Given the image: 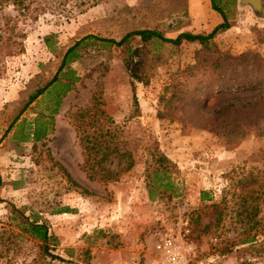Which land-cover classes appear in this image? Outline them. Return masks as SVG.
<instances>
[{"label": "rangeland", "instance_id": "rangeland-1", "mask_svg": "<svg viewBox=\"0 0 264 264\" xmlns=\"http://www.w3.org/2000/svg\"><path fill=\"white\" fill-rule=\"evenodd\" d=\"M49 1L50 9L36 20L19 22L24 52L5 56L0 74V264H25L39 256L37 241L19 226L22 216L47 222L56 236L52 253L65 261L45 258L52 264H155L157 233L168 227L176 232L188 264H264V196L251 228L237 214L239 198L234 194L236 181L249 171L264 178V121H255L253 112H236L217 125L212 113L229 98L216 93L217 86L257 77L264 81V73L230 68L181 76L189 99L178 106L173 120L159 118L164 84L194 61L199 44H152L145 66L149 83H136L137 107L125 54L120 47L94 40L59 73L77 79L50 124L59 87L21 109L58 72L64 52L80 38L119 40L146 27L175 37L185 30L202 32L203 23L190 14L188 0H99L69 18L61 0ZM213 1L232 24L215 37L219 48L233 54L256 50L264 58V0ZM13 14L11 5L0 6V21ZM138 40L131 44L137 46ZM96 99L113 120L109 127L118 133L117 146L130 149L135 158L133 168L118 181L91 180L85 171L80 143L84 125L77 128L82 124L77 114ZM40 121L51 130L39 140H25ZM228 121L244 128L229 131ZM158 152L173 162L166 174L174 187L163 190L156 183L150 199L147 186L158 167ZM109 166L119 168L116 162ZM65 171L80 187L68 181ZM81 188L91 194L80 193ZM201 191L214 194L212 200L201 201ZM213 202L224 207L219 223L215 220L221 209L212 208ZM249 236L253 241L244 242Z\"/></svg>", "mask_w": 264, "mask_h": 264}, {"label": "trees", "instance_id": "trees-1", "mask_svg": "<svg viewBox=\"0 0 264 264\" xmlns=\"http://www.w3.org/2000/svg\"><path fill=\"white\" fill-rule=\"evenodd\" d=\"M225 0H221V3ZM49 0H0V6L11 5L15 14L4 16L3 21H0V74L4 66L5 56H15L24 52V44L21 38L22 33L18 29L21 20H36L40 14L46 12L50 7ZM71 3L66 6L67 3ZM99 0H61L62 12L65 17L69 18L74 12H83L89 7L96 5ZM212 8L220 13L222 22L217 24L209 32H193L189 30L178 33L175 37H167L163 31L154 28H141L131 30L125 33L119 40L99 38L93 35H88L77 40L73 45L67 48L61 60L58 72L49 80L42 88L37 89L30 94L27 102L22 107L21 112L34 101L37 97L47 95L54 87H59L61 90L52 100V106L48 117L52 124L53 114L58 112L62 97L69 91L75 83L77 77L68 75L67 77H60L59 73L68 64L80 58V49L94 43V40L107 42L109 45L120 47L125 54V66L130 74V85L132 90V98L135 105L138 107V99L136 95V83L141 82L144 85L149 83V75L146 72V64L150 53V47L154 43L171 44L173 46H180L184 42L197 43L199 48L194 52V61L186 64L182 69L178 70L176 76L171 77L163 86L159 101L162 104V110L158 111L159 118H168L173 120L176 117V111L180 104L185 103L189 99L186 91L183 90V82L179 77H192L197 72H221L230 68H250L256 73H264V58L256 50H248L239 54L225 52L219 48L215 42V37L226 29L230 28L231 19L227 16L226 11L221 5H217L211 0ZM227 4H234V0H229ZM227 4H225L227 6ZM138 37L139 44L133 46L131 40ZM94 41V42H93ZM133 57H137L135 62ZM73 73L72 70H70ZM216 93L228 94V99L218 104L212 109L213 116L217 125L226 121V118L231 114L253 112L255 121H264V81L259 77L250 79L244 82H234L233 84L223 83L217 86ZM188 103V102H187ZM190 103V102H189ZM103 102L96 99L93 105L88 109H80L77 116L81 120L80 128L84 125L83 134L80 136V143L82 144L85 160V171L89 179H99L103 182L118 181L122 174L129 171L135 165V158L130 149L121 151L117 146L115 140L118 136L116 131H112L109 124L112 123V118L102 108ZM20 112V113H21ZM86 117L89 118L85 121ZM18 116L12 121L10 126L16 122ZM108 125L106 126L105 125ZM229 131H236L244 128V124L226 122ZM43 121L38 123L31 136H26L25 140L31 138L39 140L51 130ZM86 126V127H85ZM215 134L219 131L217 128L213 129ZM219 135V134H218ZM237 136L238 133H236ZM116 162L118 167H110L112 163ZM155 162L158 167L154 168L152 174V184L147 186L148 195L153 199V187L156 183L163 187V190L172 189L174 183L166 174L173 162L166 154L158 152ZM109 164V165H108ZM66 177L70 183L76 187H80L77 182L65 171ZM240 190L237 192V186L234 188V194L237 195L238 207L237 214L242 217V221L250 225L251 228L257 223V215L259 212L258 201L264 196V178L261 179L254 172L249 171L246 176H242L237 181ZM257 183V184H256ZM1 185V177H0ZM256 185V186H255ZM80 193L89 195L91 192L87 189L81 188ZM201 201H211L212 198L208 192L201 191ZM212 208L221 209L216 216V223L222 219L224 207L220 203L213 202ZM67 209V208H63ZM66 211V210H62ZM19 226L21 230L28 234L32 239L37 241L39 248V256L32 259L25 264H52L49 260L58 259L65 261L64 258L58 254H53L52 250L56 247L57 238L49 231V225L43 220L36 218L30 219L22 216ZM253 237H248L244 242L253 241ZM42 259V262L40 261Z\"/></svg>", "mask_w": 264, "mask_h": 264}, {"label": "built area", "instance_id": "built-area-1", "mask_svg": "<svg viewBox=\"0 0 264 264\" xmlns=\"http://www.w3.org/2000/svg\"><path fill=\"white\" fill-rule=\"evenodd\" d=\"M154 247L157 252L155 264H188L186 255L178 243L177 234L172 227L157 233Z\"/></svg>", "mask_w": 264, "mask_h": 264}, {"label": "crops", "instance_id": "crops-1", "mask_svg": "<svg viewBox=\"0 0 264 264\" xmlns=\"http://www.w3.org/2000/svg\"><path fill=\"white\" fill-rule=\"evenodd\" d=\"M188 7L190 14L195 15L196 18L200 20V23H203V28L201 29L202 31L209 32L217 24L222 22V16L212 8L211 0H188ZM227 30H229V28L225 31ZM200 188L201 190L204 189L202 186H200Z\"/></svg>", "mask_w": 264, "mask_h": 264}]
</instances>
